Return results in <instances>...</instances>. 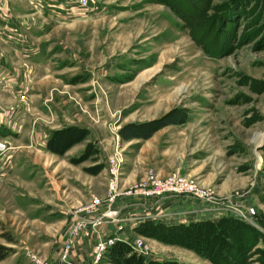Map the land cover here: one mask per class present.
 I'll use <instances>...</instances> for the list:
<instances>
[{
    "label": "rangeland",
    "instance_id": "1",
    "mask_svg": "<svg viewBox=\"0 0 264 264\" xmlns=\"http://www.w3.org/2000/svg\"><path fill=\"white\" fill-rule=\"evenodd\" d=\"M45 1L77 11L46 25L30 15L11 33L0 25L22 59L9 66L1 46L0 245L11 252L0 264H93L100 246L137 237L146 260L264 264V0ZM167 114L174 124L148 139H121ZM173 175L208 202L145 194L152 180L181 190ZM227 197L255 221L226 210ZM136 201L155 214L117 215L115 204ZM176 212L191 229L138 233ZM83 244L89 258L77 262Z\"/></svg>",
    "mask_w": 264,
    "mask_h": 264
},
{
    "label": "crops",
    "instance_id": "2",
    "mask_svg": "<svg viewBox=\"0 0 264 264\" xmlns=\"http://www.w3.org/2000/svg\"><path fill=\"white\" fill-rule=\"evenodd\" d=\"M37 1H39V2H33V5L32 4L30 5V3H27L26 0H5V1L0 0V25H6L4 30L11 33L12 28H14V30L19 29L21 24L24 22V20H26V18H29L31 16H35V19L38 22H41L42 24H44L46 22L45 23V25H46L50 21H55L57 19L62 20V19H65V17L67 18L71 15H74L75 11H77V9L75 10L74 7L70 8V9H68L69 11L65 13V14H67V16L66 15L64 16V13H61L59 7L55 3L52 4V3L46 2L45 0H37ZM6 9H7V15H5V13L2 12V11H5ZM22 35H23V38H22L21 42H25L24 44L27 45L29 43L26 40L27 37L24 36L25 35L24 33H22ZM29 37H30V41H34V39L35 40H41V38H42L41 36H37V37L32 38L30 35H29ZM38 38H40V39H38ZM1 46H2V48L4 47V49L8 50V51H5V54H6V57L8 58L7 63L9 66L15 65L17 61L22 62V59H20L18 57L19 54H17L16 56L14 54V52H15L14 49L16 48V46L19 47L20 45H18L16 43L13 44V43L7 42L6 44L0 43V48H1ZM18 51H16V52L19 53ZM29 60L31 63L32 62L34 63L35 57L33 56ZM47 71H48V69H47ZM38 74H39V72H37V69H36L34 71V75H36V77H37ZM4 157L5 156L0 158L1 160H3L2 163L5 162ZM166 200H167L166 202H171L174 200V198H169ZM169 204H167V205H169ZM114 209H115L117 215L122 214V212L126 209L128 211V213L131 210V212L136 213V215L139 216L141 214V215H144V217L153 216L156 212V208H153V205H150L149 207L146 206V208H142L143 210L142 209L138 210V201H136L133 205L131 204V202L122 203L119 206L115 204ZM179 214L180 213H177L179 219H175V218H169L167 220L162 219L161 222L164 224H168V225L169 224L174 225L176 223L187 222L186 220H188V219H185V221H184V219L182 220L181 216ZM123 215H125V213ZM174 216H176V215H174ZM197 220H199V218ZM142 221L140 220V221H138V223H141ZM89 249H90L89 244L80 245L78 247V249L75 250L74 259L77 262L86 261L89 258Z\"/></svg>",
    "mask_w": 264,
    "mask_h": 264
},
{
    "label": "trees",
    "instance_id": "3",
    "mask_svg": "<svg viewBox=\"0 0 264 264\" xmlns=\"http://www.w3.org/2000/svg\"><path fill=\"white\" fill-rule=\"evenodd\" d=\"M185 1L193 8H195L196 6L200 8L203 5L207 6V4L211 0H185ZM177 15L183 20L188 21L184 15H181L179 13H177ZM169 116L170 115L167 114L159 119H156L150 122L137 124V125L125 126L120 131V137L122 140H130L132 138L148 139L154 132L160 130L161 128L165 126L174 124L175 121L171 120L172 117L169 118ZM222 220H234V219H232L231 217H227V218H222ZM204 221H207V220H204ZM234 221L232 222L234 223ZM193 225H194L193 223L189 225L175 224V225H170L169 227H167L165 226V224L160 223L158 221L143 222V224L141 223V225L138 228V233L142 235L156 237L159 239L161 238L160 234L162 233H159L160 231L158 232V230L162 231L163 229H167V230L180 229V230L185 231L187 229L188 231L189 228L191 229ZM230 225H233V224L230 223ZM175 233L173 235L174 238L177 237L175 236ZM178 234H180V236L178 237L182 236V233L178 232ZM7 241H9V239H7ZM10 252H11V249L3 245H0V261L4 260L10 254ZM102 259L106 260V263H109V264H179L176 261H163L162 262L156 259L146 260L143 257L134 253L131 250V248H129V246L122 241L114 242L113 245H111L104 252Z\"/></svg>",
    "mask_w": 264,
    "mask_h": 264
},
{
    "label": "built area",
    "instance_id": "4",
    "mask_svg": "<svg viewBox=\"0 0 264 264\" xmlns=\"http://www.w3.org/2000/svg\"><path fill=\"white\" fill-rule=\"evenodd\" d=\"M78 2H79V4L82 3V6L86 5V0H78ZM5 148H6L5 145L0 144V155L2 154L3 149H5ZM176 180L179 181L178 188H176V189H181L179 191L172 189L169 184L164 186L163 188H161L160 184H162V183L160 181L152 180V183H154L153 184V190L147 191L145 194L146 195L162 196L163 194H167V193L169 195H175V194L182 193L191 199L196 198L198 200L205 201L202 198V196H203L202 194H207V193H205L204 191L197 190L192 183H190L186 180L177 179V177H175V175H173L171 178H169V182H173ZM152 183H151V185H152ZM109 192L111 194H114L116 192L115 184L111 183L110 188H109ZM205 202H208V201H205ZM225 202H227V205L225 206L226 210L235 214L234 216L236 218L242 219V221H246V222H250V223L252 222V220H254V215H255L254 209H251L248 206L239 203V201H237L236 199H232L231 197L225 198ZM220 203H221V201H220ZM211 204H212V207H215V209H219L218 203H215V202L210 203V207H211ZM113 216H116V215H113ZM225 216L230 217L231 215H229V213H228V215H225ZM114 242L115 241L110 240L105 246H103V247L100 246L99 248H97L95 250L96 258H95L93 264H98L100 262V260L103 257V254L106 251V249L109 248L111 245H113ZM131 249L137 255H139L145 259H148L150 250L144 244L142 238H140V237L135 238L134 242L131 245Z\"/></svg>",
    "mask_w": 264,
    "mask_h": 264
}]
</instances>
